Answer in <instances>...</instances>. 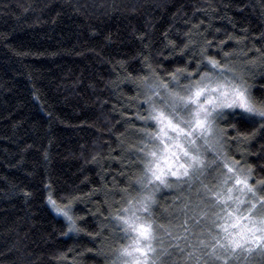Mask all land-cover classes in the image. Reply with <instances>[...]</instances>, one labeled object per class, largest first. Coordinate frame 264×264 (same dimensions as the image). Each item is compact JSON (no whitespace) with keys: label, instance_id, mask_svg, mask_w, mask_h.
Instances as JSON below:
<instances>
[{"label":"trees","instance_id":"16d2710c","mask_svg":"<svg viewBox=\"0 0 264 264\" xmlns=\"http://www.w3.org/2000/svg\"><path fill=\"white\" fill-rule=\"evenodd\" d=\"M261 34L264 0H0V264H107L109 249L122 241L104 246L121 230L114 221L125 203L120 189L136 194L129 177L138 169L125 166V150L138 137L125 118L137 106L146 109L145 89L123 77L152 79L145 57L166 82L178 67L210 71L201 56L207 40L206 55L234 68L255 95L264 85ZM169 41L175 49L166 47ZM240 120L237 127L252 130L240 115L232 123ZM262 145L264 136H257L241 151L230 141L225 151L242 166L246 152L253 179H261L264 159L255 153ZM49 194L61 205L69 195L81 197L71 214L84 218L77 220L83 231H68L48 207ZM175 195L162 190L158 199L170 205ZM249 264L261 259L253 256Z\"/></svg>","mask_w":264,"mask_h":264},{"label":"snow or ice","instance_id":"6c2138e0","mask_svg":"<svg viewBox=\"0 0 264 264\" xmlns=\"http://www.w3.org/2000/svg\"><path fill=\"white\" fill-rule=\"evenodd\" d=\"M260 38L264 39V34ZM232 39L237 38L228 37ZM211 46L212 41L205 40L201 56L207 61L204 66L210 65L212 70L192 72L178 67L168 73L179 90L158 76L150 57L144 59L151 83L148 76L126 73L123 77L145 89L147 108L145 114L137 106L135 115L125 118L131 134L138 137L125 150L129 157L125 166L138 172L129 177L134 196L128 188L120 189L125 203L114 219L130 235V242L114 250L112 264H249L257 254L264 264V178L253 179L255 169L247 164L246 152L242 166L225 151L230 141L237 142V151H241L239 145L264 136V85L254 95L252 85L234 68L206 55ZM166 47L175 49L176 45L169 41ZM117 63L125 68L124 61ZM181 78L188 81L182 87ZM112 84L119 87L117 81ZM138 100L139 95L130 97L128 107ZM235 109L240 112L225 111ZM236 115L250 120L252 130L237 127L242 120L232 123ZM217 121H223L236 135L229 136ZM136 122L141 123L137 126ZM261 152L255 155L264 159ZM209 155L211 159H207ZM44 158H48L46 152ZM123 160L122 156V164ZM260 171L264 172V166ZM162 189L176 190L170 205L158 199ZM67 199L61 205L49 194L48 203L66 218L69 232L83 231L77 220L84 218L71 214L72 205L81 197L69 195ZM87 234L93 238L100 235ZM174 253L178 259H172Z\"/></svg>","mask_w":264,"mask_h":264},{"label":"rangeland","instance_id":"374dc122","mask_svg":"<svg viewBox=\"0 0 264 264\" xmlns=\"http://www.w3.org/2000/svg\"><path fill=\"white\" fill-rule=\"evenodd\" d=\"M211 67V66H210ZM217 71H219V70H217ZM170 78V77H169ZM151 80L152 79H149V83H151ZM169 87L170 88H174V89H177V90H179L178 88H177V86H176V84L174 83V82H172L171 81V78L169 79ZM186 83H188V81H186V80H184L183 78H181V81H180V86L182 87L184 84H186ZM143 90H144V88H143ZM160 91H161V95H163V93H164V90L161 88L160 89ZM145 92V91H144ZM142 95V94H141ZM143 101H144V93H143V96H142V98H141V104H144L143 103ZM145 106H146V108H147V105L146 104H144ZM235 110H237V111H240L239 109H235ZM226 112H230V111H234V110H225ZM217 123L219 124V121H217ZM150 126H151V124H150ZM220 126V125H219ZM212 157H211V155H209L208 157H207V159H211ZM226 171V170H225ZM186 187V186H185ZM162 190H170V189H162ZM171 190H173V191H175L176 192V190L175 189H171ZM47 205H48V207L50 208V210L54 213V214H56V215H59V216H62L63 217V215H61V214H57L56 212H55V210L51 207V205L48 203V199H47ZM244 207H246V205L244 206ZM242 211H243V208H242ZM247 213H245V215H246ZM63 219L65 220V222H66V224L68 225V221L66 220V218L65 217H63ZM115 221V220H114ZM115 224L117 225V222L115 221ZM119 226V225H118ZM120 227V226H119ZM121 229V228H120ZM111 231V230H110ZM111 235V234H110ZM119 237H120V239H119ZM113 238L114 239H116V240H120L121 241V239H122V241H121V243H120V245L121 244H127V243H129L130 242V235H126L123 231H122V229L121 230H118V233L116 234V235H114V236H112V237H110L109 239H108V241L104 244V246L107 248L108 246H110V244L113 242ZM115 245H117V244H115ZM255 256H259L258 254L257 255H255ZM260 258V257H259ZM115 259V252L113 251V250H111V249H109V254L107 255V264H112V261ZM256 258H253L252 260H255ZM258 259V258H257Z\"/></svg>","mask_w":264,"mask_h":264}]
</instances>
